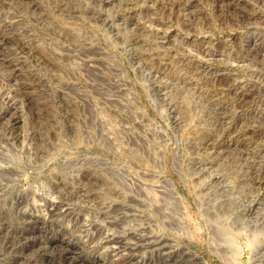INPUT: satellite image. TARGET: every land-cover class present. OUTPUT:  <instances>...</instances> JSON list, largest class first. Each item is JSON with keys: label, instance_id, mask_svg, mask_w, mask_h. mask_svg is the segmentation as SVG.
Here are the masks:
<instances>
[{"label": "rangeland", "instance_id": "rangeland-1", "mask_svg": "<svg viewBox=\"0 0 264 264\" xmlns=\"http://www.w3.org/2000/svg\"><path fill=\"white\" fill-rule=\"evenodd\" d=\"M29 1L0 6V264H264V0Z\"/></svg>", "mask_w": 264, "mask_h": 264}, {"label": "bare ground", "instance_id": "bare-ground-1", "mask_svg": "<svg viewBox=\"0 0 264 264\" xmlns=\"http://www.w3.org/2000/svg\"><path fill=\"white\" fill-rule=\"evenodd\" d=\"M36 1V0H35ZM52 1V0H51ZM54 1H57V3H59V2H61V1H63V0H54ZM68 3V2H67ZM41 5H43V4H41ZM40 5V6H41ZM63 5H64V3H63ZM62 5V6H63ZM0 6H1V8H2V11H3V9L4 10H6V12L7 11H10L11 9H15L16 10V12L17 13H25V14H31V13H33V11H35L36 10V3H31V1H29V0H0ZM47 6H48V3H47ZM54 6V5H53ZM60 7V6H59ZM38 8H39V6H38ZM47 8V7H46ZM40 9V8H39ZM42 9V8H41ZM66 10V9H65ZM61 11H63L62 9H61ZM70 11V10H69ZM5 12V13H6ZM8 13V12H7ZM48 13V12H47ZM77 13V12H76ZM61 14H63V13H61ZM21 15V14H20ZM42 15V14H41ZM55 15V14H54ZM47 16V15H46ZM46 16H45V18H46ZM11 18V17H10ZM65 17L62 15L61 16V21H62V23H64L65 21ZM60 21V22H61ZM55 26V25H54ZM57 26V25H56ZM17 27H18V25L17 24H12L10 21H6V19L5 18H0V42H2V43H10V42H12L13 44H14V46L16 47V48H18L21 52H25V42L22 40V36H21V33H18V32H15V30L17 31ZM57 29H58V32H54V29L55 28H53V30H50V32L52 31V33L54 34L55 33V37H57V39L58 40H60L61 42L65 39L64 38V35L66 34L65 33V31H64V27H62L61 25H60V27H56ZM26 32H28L26 29H24ZM10 34V35H9ZM24 34V33H23ZM48 34V33H47ZM66 40V39H65ZM28 43V42H27ZM60 43V42H59ZM30 44V43H29ZM26 49H28L27 47H26ZM1 51V50H0ZM3 53V55H7V54H5L4 52H2ZM5 60V59H4ZM7 62H9V61H7ZM10 62H13V61H10ZM10 65V64H9ZM15 65V64H14ZM5 66V65H4ZM11 67H13V65L11 66ZM12 69V68H11ZM11 75V74H10ZM9 74H7L6 75V79L8 80V77L10 76ZM17 92V91H16ZM18 93V92H17ZM24 94V93H23ZM29 105V104H28ZM50 107V106H49ZM53 107V106H52ZM54 108V107H53ZM52 108V109H53ZM58 108V107H57ZM56 110V108L54 109V111ZM12 118V117H11ZM9 120H11V121H13V119H9ZM1 125V124H0ZM251 130V129H250ZM37 133V132H36ZM15 135V134H14ZM55 135V134H54ZM245 135V134H244ZM19 136V135H18ZM36 136V135H35ZM53 136V135H52ZM8 137V136H7ZM17 137V136H16ZM31 137H32V135H31ZM31 137H30V139H31ZM12 138V137H11ZM34 139V138H33ZM35 140V139H34ZM37 144V143H36ZM37 147H35V148H38L42 153H41V155H43V154H45V155H50L49 153L50 152H46L45 153V151H47V150H50V148L52 147L51 145H42V144H40V143H38L37 145H36ZM44 151V152H43ZM241 155V154H240ZM243 155V154H242ZM39 159V158H38ZM258 161V160H257ZM262 171V170H261ZM250 175V174H249ZM232 177V176H231ZM54 178L56 179V180H58V183H55V184H52L51 186L52 187H50L51 189H53V190H55L56 192H58L60 195H61V191H67V194L71 197L72 195H73V191L72 192H70L67 188L69 187L68 186V183H69V181H68V177H67V175H65V174H61L60 176H54ZM262 178V177H261ZM239 179H240V177H239ZM238 179V180H239ZM245 179V178H244ZM89 180H91V179H89ZM81 181V180H80ZM235 181V180H234ZM233 181V182H234ZM51 182V181H50ZM71 182V181H70ZM237 182V181H236ZM235 182V183H236ZM241 182V181H240ZM245 182V181H244ZM255 182V181H254ZM238 184V183H237ZM240 184V183H239ZM242 184H244V183H242ZM242 184H240V185H242ZM257 184V183H256ZM236 185V184H235ZM237 186V185H236ZM243 186V185H242ZM258 186V185H257ZM70 188H72V187H70ZM252 191V190H251ZM88 192V191H87ZM247 192V191H246ZM75 193V192H74ZM89 193V192H88ZM105 193H107V192H104V193H102V195L104 196V198L106 197L105 196ZM66 194V196L68 197V195ZM64 195H65V192H64ZM92 195V197L94 198L95 197V195H96V198H97V194H91ZM24 196V195H23ZM63 197V196H62ZM64 198V197H63ZM68 199V198H67ZM96 202V201H95ZM229 206H230V203H226V206L224 207V210H223V212H228V210H229ZM224 214V213H223ZM222 214V215H223ZM42 230H44L43 229V227H40V226H36V227H31V229L28 231V234L26 235V243L28 242V243H33L34 242V239H35V237H36V235H38L39 233H41L42 232ZM25 232V231H24ZM23 239V238H22ZM162 242V241H161ZM61 243V242H60ZM34 246V245H33ZM58 247H59V245H58ZM57 247V248H58ZM59 254H61V253H59ZM62 256V258L64 259V262L66 263V264H69V263H71V261H70V259H68L67 258V256H66V254H61ZM59 258H60V256H59ZM61 258V259H62ZM195 261H197V263H200V264H203V261L200 259H195ZM196 263V264H197Z\"/></svg>", "mask_w": 264, "mask_h": 264}]
</instances>
